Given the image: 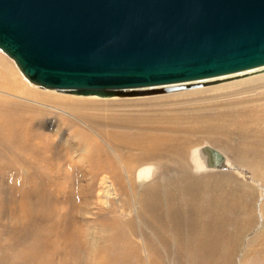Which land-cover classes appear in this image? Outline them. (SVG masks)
<instances>
[{
  "label": "rangeland",
  "instance_id": "obj_1",
  "mask_svg": "<svg viewBox=\"0 0 264 264\" xmlns=\"http://www.w3.org/2000/svg\"><path fill=\"white\" fill-rule=\"evenodd\" d=\"M0 72L8 76L0 79L7 89L0 88V113L19 120L27 144L46 146L43 158L21 156L0 138V264H194L183 233L173 229L174 207L180 218L209 210L220 219L210 264H259L264 80L246 81L264 70L184 90L58 105L52 96L88 99L30 83L1 51ZM238 110L255 116L204 130L228 125ZM151 137L179 144L132 145ZM206 147L223 155V169L208 165ZM152 163L153 178L137 179ZM107 185L115 194L104 193Z\"/></svg>",
  "mask_w": 264,
  "mask_h": 264
},
{
  "label": "water",
  "instance_id": "obj_2",
  "mask_svg": "<svg viewBox=\"0 0 264 264\" xmlns=\"http://www.w3.org/2000/svg\"><path fill=\"white\" fill-rule=\"evenodd\" d=\"M0 51L64 94L184 90L264 67V0H0Z\"/></svg>",
  "mask_w": 264,
  "mask_h": 264
},
{
  "label": "bare ground",
  "instance_id": "obj_3",
  "mask_svg": "<svg viewBox=\"0 0 264 264\" xmlns=\"http://www.w3.org/2000/svg\"><path fill=\"white\" fill-rule=\"evenodd\" d=\"M262 70H264V67L257 68L254 70H250V71H246V72L237 73V74H232V75H228V76H224V77H218L215 79H209V80H206L204 82H212V81L220 80V79L226 80L227 78H229L231 76L239 77V76H242L244 74L247 75V74H253L256 72H261ZM7 77L2 72H0L1 81H2V79L7 78ZM233 77H231V78H233ZM263 80H264V75L260 76V77L253 78V79L250 78L249 81H246V80L245 81H246V83H252V82L263 81ZM242 83H245V82L242 81V82H238L237 84H242ZM28 86H30V84ZM0 88H2V90L4 89L5 91H7V89L3 88L1 86V84H0ZM8 90L11 91V89H8ZM44 90H47V89H44ZM52 91L54 92V90H52ZM43 95H45V94H43ZM47 96H49V94ZM51 98L53 99L52 101L57 105L61 101L62 102H76L77 101L80 103L81 102H83V103L84 102L85 103L86 102L94 103L100 99V98L95 97V96H88V97H85L88 100H84V99L80 100V99H74L72 97H64L62 95H60V96L54 95ZM116 98H112L111 100H116ZM56 99L58 102H55ZM120 99H122V98H120ZM65 114L68 115L67 113H65ZM252 116H255V114L245 113V112H242V110H238V111H236L230 115V117L228 118V122H229L228 125L227 124L224 125L222 123L216 124V125L208 128V129H204V130L206 132H213V131H216L218 129H223L226 126H229L231 124H239L240 123L241 125H243L244 123L250 122V120L252 119ZM262 116H263V114H262ZM262 116H260V117H262ZM73 119H74V117H73ZM26 133H28V132H26L23 128L20 127V123H19V120L17 118L13 117L12 115H9L8 112L5 110L0 113V138L2 139V141L4 143V146H6L8 149H13L17 155L29 156V157H33V158H43L44 152L46 149L45 144L38 145V146H31V145L27 144L29 141L23 139V135ZM57 134H58V132H57ZM117 139L119 140V137ZM146 144L147 145L161 144L165 148H168L169 150H171V149H174L175 147H177L179 142H177V140H168V139L164 140L162 138L158 139V138H152L151 137V138H146V139H142V140L139 138H135L133 140V143H132V145H135V146H143ZM40 150H42L43 152H40ZM223 166H224V164H223ZM150 174L151 173L149 172L148 169L143 168L138 172L137 179H138V176L147 178ZM20 191L24 192L25 190L22 189ZM104 193L105 194L109 193L110 195L115 194L114 187L112 185H107L104 189ZM21 196H22V198H25L24 194H22ZM176 209L177 208L174 207L173 212ZM173 212H172L173 229L176 232V234H178V235H181L183 233V236L185 237L187 248L189 249V251H190V253L194 259V264H210L213 250L215 249V247L217 245L216 239H215V233H216V228H217L218 224L220 223V219H218V217L215 216L209 210H203L201 212H199L198 210H194L192 213L183 214L182 218H180V216L178 214L174 215ZM199 216H201V217H199ZM196 230H198V231H196ZM258 260H259V264H264V254L262 257H258ZM39 264H49V261L48 260H43V261L40 260Z\"/></svg>",
  "mask_w": 264,
  "mask_h": 264
},
{
  "label": "clouds",
  "instance_id": "obj_4",
  "mask_svg": "<svg viewBox=\"0 0 264 264\" xmlns=\"http://www.w3.org/2000/svg\"><path fill=\"white\" fill-rule=\"evenodd\" d=\"M143 167L148 169L151 174H155L157 172V165L154 164V163L148 164V165H144ZM151 174L147 178L138 176V179L139 180H145V179L151 180L153 178V176Z\"/></svg>",
  "mask_w": 264,
  "mask_h": 264
}]
</instances>
